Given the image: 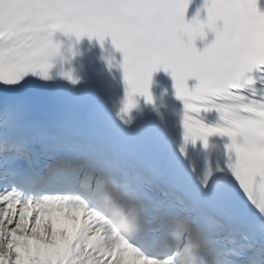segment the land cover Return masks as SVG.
<instances>
[{
    "label": "snow or ice",
    "instance_id": "snow-or-ice-1",
    "mask_svg": "<svg viewBox=\"0 0 264 264\" xmlns=\"http://www.w3.org/2000/svg\"><path fill=\"white\" fill-rule=\"evenodd\" d=\"M191 0H0V84L14 87L29 74L47 78L59 53V31L77 40L87 35L103 43L111 37L123 53L126 99L151 101L152 74L163 68L184 104L185 140L228 136V167L241 191L264 184V12L257 0H204L186 19ZM214 39L198 49L208 33ZM196 83L189 88L188 81ZM215 110L220 122L204 124L202 112ZM235 154L233 162L231 154ZM251 202V201H250ZM76 205L21 204L0 196V264H126L119 249L92 243L94 229L67 217ZM133 264H155L136 256Z\"/></svg>",
    "mask_w": 264,
    "mask_h": 264
},
{
    "label": "bare ground",
    "instance_id": "bare-ground-1",
    "mask_svg": "<svg viewBox=\"0 0 264 264\" xmlns=\"http://www.w3.org/2000/svg\"><path fill=\"white\" fill-rule=\"evenodd\" d=\"M0 196H1V195H0ZM10 202H16V201H12V200H11ZM20 203H21V204H25V203H23V202H20ZM107 239H108V241L111 240V239H112V236H111L110 234H108V235H107ZM108 245H109V244H108ZM162 264H163V263H162Z\"/></svg>",
    "mask_w": 264,
    "mask_h": 264
}]
</instances>
